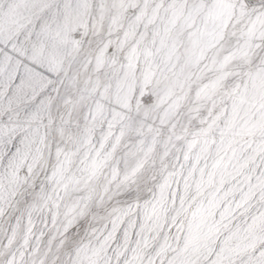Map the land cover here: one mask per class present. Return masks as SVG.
Wrapping results in <instances>:
<instances>
[{"label":"snow or ice","instance_id":"1","mask_svg":"<svg viewBox=\"0 0 264 264\" xmlns=\"http://www.w3.org/2000/svg\"><path fill=\"white\" fill-rule=\"evenodd\" d=\"M29 7L0 31V264H264V0Z\"/></svg>","mask_w":264,"mask_h":264},{"label":"rangeland","instance_id":"2","mask_svg":"<svg viewBox=\"0 0 264 264\" xmlns=\"http://www.w3.org/2000/svg\"><path fill=\"white\" fill-rule=\"evenodd\" d=\"M10 5L14 9L12 12H9ZM30 21L38 23L36 13L29 7V0H0V31L3 32L4 40L9 39V37L13 41L22 40L30 27ZM185 41L187 43L186 38ZM98 42V38L91 34L82 40L80 52L74 59H71L70 73L82 74V79L83 75L91 72L92 66L89 65L87 72H85L84 65L90 57L93 58L94 63V55ZM25 46L26 42L25 44L17 43L18 49H22ZM5 51H8V49H5ZM109 53H111V49H109ZM10 54L15 56L16 52L12 51Z\"/></svg>","mask_w":264,"mask_h":264}]
</instances>
